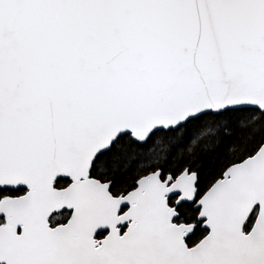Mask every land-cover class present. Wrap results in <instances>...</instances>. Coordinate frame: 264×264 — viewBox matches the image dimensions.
Listing matches in <instances>:
<instances>
[{
	"label": "water",
	"instance_id": "95a60500",
	"mask_svg": "<svg viewBox=\"0 0 264 264\" xmlns=\"http://www.w3.org/2000/svg\"><path fill=\"white\" fill-rule=\"evenodd\" d=\"M246 108L264 112V0H0V191L26 190L0 201V264H264V144L196 202L194 247L169 201L194 203L196 173L120 196L91 176L124 135Z\"/></svg>",
	"mask_w": 264,
	"mask_h": 264
},
{
	"label": "trees",
	"instance_id": "16d2710c",
	"mask_svg": "<svg viewBox=\"0 0 264 264\" xmlns=\"http://www.w3.org/2000/svg\"><path fill=\"white\" fill-rule=\"evenodd\" d=\"M264 144V112L256 109L228 110L220 114H204L185 125L169 131H157L145 144L132 140L130 135L119 138L112 148L100 155L91 175L104 183H112L114 196L127 194L136 188L137 181L151 173L161 171L162 179L176 178L184 171L196 173L198 185L194 203L177 205V198L169 201L180 215L178 222L195 224L193 234L186 240L189 247L202 241L207 231L199 221L196 202L233 165L255 155ZM69 180L60 179L57 188H65ZM24 189L0 191V201L5 197H19ZM258 209L245 226L249 232L256 220ZM68 211L59 213L50 220L52 226L65 224ZM0 215V225L4 223ZM105 234L98 235L103 238Z\"/></svg>",
	"mask_w": 264,
	"mask_h": 264
},
{
	"label": "flooded vegetation",
	"instance_id": "af4514ba",
	"mask_svg": "<svg viewBox=\"0 0 264 264\" xmlns=\"http://www.w3.org/2000/svg\"><path fill=\"white\" fill-rule=\"evenodd\" d=\"M92 176V175H91ZM104 183V182H103ZM123 211H126V210H123ZM57 215V214H56ZM55 216V215H54ZM70 216H71V214H70ZM53 218V217H52ZM70 218V217H69ZM69 220V219H68ZM67 223V222H66ZM52 225V224H51ZM60 225H62V224H60ZM56 226H58V225H56ZM56 226H53V227H56ZM123 231H125V229L123 230ZM104 234V233H103ZM104 237H105V235H104ZM99 240L100 239H102V238H98Z\"/></svg>",
	"mask_w": 264,
	"mask_h": 264
}]
</instances>
